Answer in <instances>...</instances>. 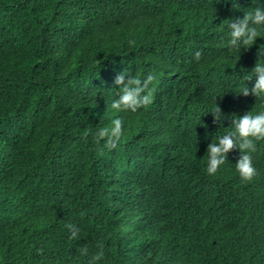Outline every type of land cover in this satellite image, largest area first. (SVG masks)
Returning <instances> with one entry per match:
<instances>
[{
  "label": "trees",
  "instance_id": "16d2710c",
  "mask_svg": "<svg viewBox=\"0 0 264 264\" xmlns=\"http://www.w3.org/2000/svg\"><path fill=\"white\" fill-rule=\"evenodd\" d=\"M257 7L0 0V264H88L100 242L98 264H264V141L252 182L236 171L239 148L206 174L231 120L264 111L240 95L264 62V31L250 49L228 47L229 20ZM125 70L156 75L152 105L111 108ZM116 118L124 136L101 152L95 131Z\"/></svg>",
  "mask_w": 264,
  "mask_h": 264
},
{
  "label": "clouds",
  "instance_id": "9594fccd",
  "mask_svg": "<svg viewBox=\"0 0 264 264\" xmlns=\"http://www.w3.org/2000/svg\"><path fill=\"white\" fill-rule=\"evenodd\" d=\"M230 29L228 47L230 50L239 52L241 49H250L261 38L264 31V8H255L246 11L244 17L229 20ZM129 44L134 46L135 40H130ZM203 53L197 51L195 59L199 61ZM157 77L149 73L145 78H140L126 70L119 73L115 78V84L120 86V95L115 99L111 108L118 112H137L142 108H147L154 102V84ZM248 81H255L254 87L244 86L240 95L247 97L254 95L257 99H264V62L259 60L253 71L246 77ZM215 121L220 123L224 117L221 108L217 107L212 112ZM208 146L206 174L214 176L218 173L221 166L228 162V154L239 148L241 156L235 164L236 171L239 173L242 182L250 183L258 175V170L254 166L253 153L257 151V142L264 141V111L254 113L253 111L235 116L231 120V126ZM124 136V121L116 118L110 125L98 127L95 131L94 140L97 146L103 142V149L109 151L116 149ZM65 227L71 234V239H77L79 228L68 223ZM99 251L91 255L88 264H98L104 259V245L102 242L97 244ZM42 252V250H41ZM82 255L87 256L89 249L84 246L80 249Z\"/></svg>",
  "mask_w": 264,
  "mask_h": 264
}]
</instances>
